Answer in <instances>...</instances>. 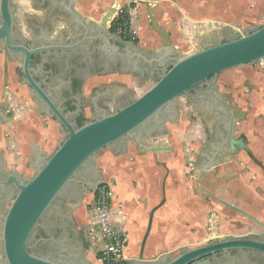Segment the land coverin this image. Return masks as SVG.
I'll use <instances>...</instances> for the list:
<instances>
[{"label":"water","instance_id":"water-1","mask_svg":"<svg viewBox=\"0 0 264 264\" xmlns=\"http://www.w3.org/2000/svg\"><path fill=\"white\" fill-rule=\"evenodd\" d=\"M51 2V10H57L73 30L83 28L80 44L84 40L99 41L103 73L91 79L100 90L91 95L86 89L85 119L77 125L71 118L73 113L64 112L50 92L30 74L28 63L34 49L27 48L20 39L19 43L14 41L16 7L12 0H0V47L9 53L13 50L24 53L22 83L45 106L36 112L31 110L33 104L26 87L13 79L14 65L3 62L0 55L3 71L0 103L7 109H0V185L6 187L12 180L15 186L5 198L9 205L0 216V252L5 264H72L62 255L55 257L33 250V246L52 239H34L41 221L82 170L95 173L93 178L83 181L85 186L78 206L85 194L98 188L104 180L97 167V158L103 150L121 153L130 142L138 151H171L165 141L169 133L166 123L177 121L181 96L199 105L211 129V139L201 144L195 155L198 173L222 165L240 150L256 161L246 136H235V121L244 119L246 113L240 107L228 105L220 93L218 77L224 70L264 59V23L241 30L224 24L220 37L214 30L198 49L182 54L164 32H161V46L150 50L118 34H108L106 27L117 9L116 4L95 21L76 10L75 0ZM117 63H121L120 72L132 75L109 72L111 65ZM221 126H225L226 135L218 140L215 136L220 134ZM198 186L203 193L252 219L261 230L224 234L192 248L182 245L174 256L164 251L141 264H264V223L216 197L199 183ZM87 253V243L80 240V264H94ZM66 257L71 260L73 253Z\"/></svg>","mask_w":264,"mask_h":264},{"label":"crops","instance_id":"crops-1","mask_svg":"<svg viewBox=\"0 0 264 264\" xmlns=\"http://www.w3.org/2000/svg\"><path fill=\"white\" fill-rule=\"evenodd\" d=\"M32 1L13 0L18 3L19 8L16 17L14 15L17 27L26 33L34 26L41 29L46 36L45 25L49 19H52L53 23L54 16L48 19L47 8L38 5L35 7ZM124 1L126 0H75V8L83 17L97 21L106 7L115 4L117 10L113 17H116ZM142 1L147 4H140L144 7L142 13L139 16L129 15V19L132 18V27L136 28L140 38V41L135 40L141 47L154 49L157 41L161 45L163 39L161 32H164L171 44L182 54H186L193 51L185 50V47L191 46L187 42L191 41L193 36L199 37L198 47L214 30L220 37V29L224 24L219 31L213 25L207 30L194 29L198 23H206L208 20L207 9L211 4L204 5L206 0ZM261 15L260 20L259 16L256 19L250 18L245 21V25L262 23L264 11ZM149 18L154 21L156 28ZM66 24L69 25L60 19L58 26L63 28ZM161 24L163 28L160 29ZM226 24L235 27L233 22ZM252 64L224 70L218 77V85L228 105L231 108L240 107L245 111L246 117H252L255 122L253 127L249 126L252 128L250 135H245L247 145L256 159V161L251 159L254 163L251 167V172L255 175L254 182L252 185H245L244 181H241L244 177H240L243 178L240 180V175L234 171V153L222 165L204 173L194 172L193 179L195 186L199 183L216 197L252 214L264 223V59L256 62L254 68ZM236 81L240 85L242 83L241 89L236 88ZM235 103L237 105L234 106ZM246 103L253 105L254 109L244 108ZM167 129L169 133L165 141L172 148L171 151H138L134 144L128 142L126 150L121 153L115 154L105 149L97 158V167L103 178L113 182L112 205L118 213L116 216L122 228L127 233L124 256L129 264H141L164 251L174 256L182 245L192 248L224 234L241 235L261 230L252 219L227 207L200 189L199 200L189 188V183L180 182L183 179V172L180 158L176 157L177 146L173 144L176 139H172V131L168 127ZM241 152L236 159L242 160L244 153L249 157L244 150ZM223 184L230 188L223 189ZM234 185L238 186L235 191L231 189ZM238 193L242 194V198L238 197ZM92 195L93 193L85 194L82 206L76 211L79 212L80 220L75 212L76 220L82 226L88 225L89 218L85 207L91 202ZM213 211L216 213V224L214 230H210L209 235L212 239L209 240L210 236L202 237L201 231L196 227L201 226L205 216L204 221L207 220L208 223L207 215ZM92 262L100 264L98 253Z\"/></svg>","mask_w":264,"mask_h":264},{"label":"flooded vegetation","instance_id":"flooded-vegetation-1","mask_svg":"<svg viewBox=\"0 0 264 264\" xmlns=\"http://www.w3.org/2000/svg\"><path fill=\"white\" fill-rule=\"evenodd\" d=\"M51 1L52 0L32 1V4L35 7L38 5L47 8L48 19L49 17L52 16L53 18L54 16L53 23L52 19H49L45 25L44 30L47 33L45 36L46 38H44L45 33L41 29H30L25 33L24 31H21L16 24L14 41L19 43L20 39L21 43L27 48L34 49L28 63L30 74L40 83V86L45 91L50 92L51 97L60 105L64 112L73 113L71 118L77 125H79L85 119L83 109L86 89L91 95L95 94L97 90H100V87H96L93 80H91L93 77L102 75L103 73V67L100 65L103 60L100 57V50L97 48L100 43L97 40H84L80 44V39L84 36L83 28L79 27V29L75 31L68 24L64 25L63 28L58 26L60 19L65 21L66 19L62 18L57 10H51V7L53 6ZM17 4L18 3L14 2L16 7L14 11L15 17L18 14L19 9ZM108 8L109 6L105 8L101 16ZM61 14L63 15L64 13ZM113 16L109 21V25L106 27V32L108 34H118L115 31L116 18ZM87 22L88 21L86 20V23ZM121 38L126 39L123 37ZM126 40H133L137 43L135 39L132 38ZM0 55L2 56L3 62L5 60V62L10 65H14L12 68L13 79L26 87L33 104L31 110L36 112L35 110L45 107L41 98L36 93H31L29 91L30 87L22 83L24 73L22 72L21 65L24 53L20 50H13L9 53L3 46H1ZM120 64L121 63L111 65V71L109 72L131 76L132 74L120 72ZM1 68L2 67H0V77L3 73ZM139 78V76L136 77L137 82L139 81ZM199 102H201V99ZM193 103L196 105L198 113L200 114L208 133L207 139L204 142L206 143L211 139V129L208 127L206 117L199 105L195 102ZM3 107L6 109L1 102L0 109ZM37 113L46 115L45 113L38 111ZM46 116L49 117L48 115ZM0 119H2L1 116ZM219 132L220 134L217 136L213 135L218 140L226 135L225 126H221ZM215 133L218 132L215 131ZM235 136H237V134ZM94 173L95 172L92 170H86L84 172L82 170L80 174L75 177V180L71 181L64 189L63 193L57 198L55 204L48 211L44 219L41 221V225L36 229L34 234V239H52L45 243L40 242V244L33 246V250L38 253H49L55 257L62 255L67 261H72V264H80V240L85 241V239L84 229L76 220L75 212L82 206V204L81 206H78V199L85 186L83 181L85 178H93ZM14 189L15 186L12 180H10L6 187L0 185V216L6 205H9V202H6L5 198L11 195ZM83 198L84 196L82 197V200ZM71 253H73V257L70 260L66 255ZM0 264H5L1 252Z\"/></svg>","mask_w":264,"mask_h":264},{"label":"rangeland","instance_id":"rangeland-1","mask_svg":"<svg viewBox=\"0 0 264 264\" xmlns=\"http://www.w3.org/2000/svg\"><path fill=\"white\" fill-rule=\"evenodd\" d=\"M210 2V3H209ZM140 4H145L147 5L144 1L142 0H126L123 2V5L121 6V8L119 9L118 14L116 15V24L120 23L118 19H122L121 16H123L124 13H126L128 15L127 18H125V20H127V22L125 23L127 28L129 29H135L134 27H132V18L129 19V15L133 14L136 16H139L142 11H143V6H141ZM205 4H211L210 8H208V17H207V22L206 23H198L197 24V28L195 27L194 29H209L212 25L214 28H216L218 31L221 28V26L223 24L229 23V22H233V24L235 25V28L240 29L241 27H247L245 25V21H248V19L250 18H257V16H259V20L260 18H262V12L264 11V0H206L203 3ZM174 8V6H173ZM104 9V7H103ZM117 10V9H116ZM150 13V12H149ZM150 17V15H149ZM151 19V18H149ZM124 21V20H122ZM151 22V21H150ZM264 23V20L263 22ZM260 23V24H262ZM156 24V23H155ZM259 24V23H258ZM250 25V24H249ZM163 28V25H160V29ZM242 28V29H243ZM138 33V31H137ZM152 33V32H151ZM154 33V32H153ZM156 36H158L156 34ZM133 39H137L138 41H140V38L138 37V34L136 35V37H134ZM199 37L197 35L193 36L192 39H190L191 41L187 42V44H191V46H187L185 47V50H191V49H198V42H199ZM137 40H135L137 42ZM198 41V42H197ZM195 42V43H194ZM160 42L157 41V45L154 47H160L161 45L159 44ZM256 63V62H255ZM253 63V68L256 67V64ZM244 78L242 77V80ZM238 84V85H237ZM242 85V83H241ZM238 81H236V88L237 89H241V86ZM247 86V84H246ZM246 93V92H244ZM228 96L230 97L231 94H228ZM178 105H179V111H180V116L178 118L177 123L172 124L170 122L166 123V127H168L169 129H171L172 131V139H176V142L173 143L177 146V155L176 157L180 158V163H181V168H182V180L180 181L182 184L185 183H189V188L191 190H193V192L195 193V195H197V198L200 200L199 196H200V190H199V186H195L194 183V179H193V174L198 173L195 170V166H194V161H195V153H196V149L198 147V145H200L201 143H204L205 140L207 139L208 133L205 127V124L200 116V114L198 113V110L196 108V105L187 97L185 96H181L178 100ZM234 106L237 105L236 103L233 104ZM244 108L247 109H254L253 105H249L248 103L244 104ZM253 118L250 117H245L244 119H239L237 121H235V132L237 135L240 134H244L247 136V134L250 135L252 128H249V126L253 127V125H255V122H253ZM245 126V128L243 127ZM249 132V133H248ZM167 139V138H166ZM242 150H240L238 153H234V168L240 176V177H244L240 178L243 179L241 181H244L245 185H252V183L254 182V178L255 175L252 174L251 170L254 166V163L252 162L251 158L245 156V153L243 155L242 160L241 159H236L237 157H239V153L242 154L241 152ZM244 161H246V163H244ZM251 161V162H250ZM113 183V182H112ZM223 189H227L230 188V186H227V184H223L222 185ZM237 185H234L231 189L233 191L237 190ZM94 193V192H93ZM94 195V194H93ZM92 195V197H93ZM237 195V194H236ZM245 196V195H243ZM201 197V196H200ZM238 197L242 198V194L238 193ZM236 197V198H238ZM92 201V200H91ZM88 207V205H87ZM85 207V208H87ZM82 211V210H81ZM79 213V212H78ZM78 213L76 212V216L77 218H79ZM215 212H211L209 213L208 218L211 219L210 223H212L210 226H212V229L214 230L215 228V224H216V216H215ZM213 215V216H211ZM206 218V216H205ZM203 218V222L200 225H198L196 228L199 229L202 233V237H205L207 235H209V233L211 232L208 229L209 224L207 223V220L204 221ZM80 220V218H79ZM81 222V221H80ZM81 223H79L80 225ZM239 224V223H237ZM81 227H83V231H84V239L85 242L87 243V247H88V253L87 256L88 258H90L91 260L96 257L97 253L96 251H93V249H90V246L93 245L91 239V234L89 233V224L88 225H80ZM211 229V230H212ZM210 236V235H209ZM126 238H127V233H126ZM212 238L210 237L209 240H211ZM96 245H98V247L102 246L103 243L100 242H96ZM127 245V242L125 244V247ZM98 257H99V252H98Z\"/></svg>","mask_w":264,"mask_h":264},{"label":"built area","instance_id":"built-area-1","mask_svg":"<svg viewBox=\"0 0 264 264\" xmlns=\"http://www.w3.org/2000/svg\"><path fill=\"white\" fill-rule=\"evenodd\" d=\"M127 20L116 24L115 31L123 38H134L137 35L135 29H128ZM113 183L104 179L94 191L92 201L88 204L87 215L90 226L89 233L93 243L90 249L99 252L100 264H128L124 256L127 242L126 231L122 228L117 212L112 205ZM120 213V212H119ZM213 216V215H211ZM211 219H208V229L211 230ZM212 238V236H210ZM96 242H102L98 247Z\"/></svg>","mask_w":264,"mask_h":264},{"label":"trees","instance_id":"trees-1","mask_svg":"<svg viewBox=\"0 0 264 264\" xmlns=\"http://www.w3.org/2000/svg\"><path fill=\"white\" fill-rule=\"evenodd\" d=\"M122 17V19L120 20V19H118L119 20V22H122V20H125V18H127L128 17V15L126 14V13H124L123 14V16H121ZM115 28H116V26H115Z\"/></svg>","mask_w":264,"mask_h":264}]
</instances>
